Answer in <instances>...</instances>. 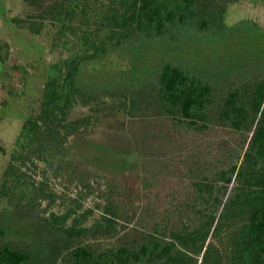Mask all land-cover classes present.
Masks as SVG:
<instances>
[{
	"label": "rangeland",
	"instance_id": "1",
	"mask_svg": "<svg viewBox=\"0 0 264 264\" xmlns=\"http://www.w3.org/2000/svg\"><path fill=\"white\" fill-rule=\"evenodd\" d=\"M27 1L17 16L20 0L6 9L16 23L0 5L8 41L0 40V242L28 251V264H68L52 214L71 213L68 224L75 219L86 228L74 243L96 252L180 225L198 181L239 161L252 136L254 126L235 131L219 109L234 91L247 101L264 80V0H203L186 23L115 40L80 72L95 101L75 102L66 122L54 118V132L31 125L23 134L38 119L50 65L78 49V36L94 30L96 14L119 4L79 0L63 25L49 9L69 0ZM167 61L211 84L206 129H188L164 114L156 89ZM11 160L23 173L8 188L3 180ZM103 208L112 224H97Z\"/></svg>",
	"mask_w": 264,
	"mask_h": 264
},
{
	"label": "trees",
	"instance_id": "2",
	"mask_svg": "<svg viewBox=\"0 0 264 264\" xmlns=\"http://www.w3.org/2000/svg\"><path fill=\"white\" fill-rule=\"evenodd\" d=\"M201 1L119 0L108 13L98 12L93 18L94 30L89 35L84 30L78 36V49L50 65L52 76L44 85L38 119L29 120L23 134L31 125L41 126L46 133L54 132V118L66 122L75 102L89 105L95 101L97 96L80 83L85 62L106 54L115 40L120 43L136 31L149 29L161 34L169 24L186 23L193 19ZM78 8L79 0H69L68 4L61 3L49 10L53 19L64 25L65 19L75 15ZM197 25L201 30L207 28L204 19L198 20ZM0 61L3 62L1 54ZM156 92L164 114L174 122L198 131L208 127L213 89L205 79L167 61L158 75ZM238 94L234 91L224 99L219 118L235 131L254 126L252 136L239 161L198 181L185 221L163 234L143 232L131 242L96 252L74 243L86 228L75 219L68 224L71 213L52 214L49 220L62 237V247L68 252L67 263L264 264V80L255 84L247 101ZM70 125L74 130L76 123ZM15 159L13 156L12 160ZM12 160L4 172V186L22 178L18 175L23 173L21 167H15ZM109 212L103 208L97 224H112ZM4 236L0 226V238ZM30 259L28 251L0 242V264H28Z\"/></svg>",
	"mask_w": 264,
	"mask_h": 264
},
{
	"label": "crops",
	"instance_id": "3",
	"mask_svg": "<svg viewBox=\"0 0 264 264\" xmlns=\"http://www.w3.org/2000/svg\"><path fill=\"white\" fill-rule=\"evenodd\" d=\"M22 2L21 7L19 6V8L16 10V16L19 15V13L21 12V10L24 8L25 3L24 0H20ZM0 5L4 6V10H5V17L7 19H9V21L11 22L12 18H14L15 16H9V14H6V9L7 8H11L12 7V0H0ZM7 23V21H6ZM3 27V29L1 30V28ZM10 28V27H9ZM15 28V27H14ZM6 26H5V22H2V20L0 19V40H2L3 42H8L7 39H5V31H6ZM4 37V38H3ZM7 38V37H6ZM1 68H2V63L0 61V72H1Z\"/></svg>",
	"mask_w": 264,
	"mask_h": 264
}]
</instances>
